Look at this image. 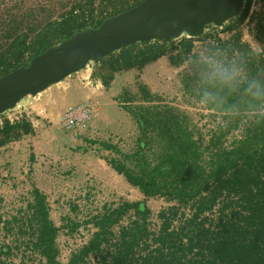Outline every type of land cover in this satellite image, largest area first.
<instances>
[{
  "label": "trees",
  "instance_id": "1",
  "mask_svg": "<svg viewBox=\"0 0 264 264\" xmlns=\"http://www.w3.org/2000/svg\"><path fill=\"white\" fill-rule=\"evenodd\" d=\"M143 1L78 0L60 19L48 23L33 41L19 39L6 53L0 54V77L28 66L31 59L48 49L76 34L100 27L107 18L132 9ZM258 1L264 4V0ZM251 3L252 0H246L240 23L247 19ZM255 31L264 46V9L256 18ZM175 41L155 40L125 46L103 61L96 62L97 76L107 86L118 72L141 69L163 56H169L171 65H187L182 74V84L191 96L201 99L207 90L226 97L223 106L217 107L210 102L207 107L230 115L231 122L227 124L228 129L220 125L218 129L221 135L213 136L210 145L203 146L201 140L195 138L188 117L178 109L157 105L123 106L141 132L137 150L125 156L135 163L137 169L131 170L125 162L116 160H111V165L147 198L167 196L179 205L161 214L164 222L155 240L160 248L154 254L146 256L141 262L133 258L135 247L149 237L145 223H135V227L123 231L121 249L109 264H264V115L255 116L246 129L245 137L232 149L222 148L220 142L225 130L237 128L240 114L250 112L243 86L229 93L226 88L221 90L208 85L205 83L206 74L211 69L208 61L195 52V38L185 36L178 43ZM213 41L210 55L218 51L231 55L237 50L239 57L235 65L241 67L249 78L258 79L264 84V55L256 54L242 41L240 33L237 32L228 42H223L217 36ZM221 56L215 57V60ZM211 57L214 59V56ZM143 91L144 101L153 103L155 99ZM233 104L239 106L238 114L225 110ZM32 129V123L26 119L14 123L4 120L0 125V147L20 133H29ZM153 142L160 148L154 160L146 154V149ZM103 145L106 149L117 151L111 144ZM209 146L216 151L206 157ZM33 194L36 198L35 219L39 225L38 246L47 257L48 264H60L54 245L57 229L50 221L45 198L37 189ZM190 205L194 215L181 224L178 231H169L174 217L183 207ZM215 206H219V213L215 219H211L208 214ZM132 208L144 218L147 216L142 203L125 204L103 216L97 221L101 231L72 262L107 243L108 227Z\"/></svg>",
  "mask_w": 264,
  "mask_h": 264
},
{
  "label": "rangeland",
  "instance_id": "2",
  "mask_svg": "<svg viewBox=\"0 0 264 264\" xmlns=\"http://www.w3.org/2000/svg\"><path fill=\"white\" fill-rule=\"evenodd\" d=\"M52 1L53 9L43 11V15L40 16L42 19L40 20L32 18L33 14L29 12L33 8L31 0L27 1L26 7L18 11L17 18H20L23 12H25V14H28V12L30 13L26 20L18 24V29L26 31L25 36L29 37V42L37 37L38 32L46 26V24L51 22L50 20L55 21L57 18L60 19L78 0L59 1L58 9L56 7V0ZM251 9L252 3L249 14ZM254 12L255 15H251L250 18L247 17L249 18L248 24H246V19L244 22L238 23L236 27V24H232V22L238 18L237 16L225 23L222 28L208 25L204 34L199 39L195 37V52L206 61L213 59L211 56H214L215 60V57H220L222 52L218 51V53L215 54L214 52V55H210V46L214 43V36H217V38H220L223 42H228L237 32L241 34L243 42L247 43L252 49L254 48L253 51L256 54L259 53V50L263 51V43L259 39L251 41L252 47L251 44L247 42L249 39L244 38V33H246V31L251 33L255 26H251L258 16L255 9ZM57 13L59 14L58 16ZM19 21L20 20H15V23L17 24ZM247 27L249 28L248 30H246ZM255 33L257 35L256 31ZM185 36L187 35H183L182 37ZM182 37L176 39L175 42L178 43L179 39ZM166 58H168L167 60L169 62V56ZM94 67L98 72V67L95 62L90 63L86 69H93ZM186 68L187 65H183L181 69L177 71L176 78L173 81L160 82L161 93H155L157 97L153 103H146L147 101L143 102L140 98H137L139 82L135 74L131 75L128 78L131 82L127 87L126 93H124L125 96L119 93L116 94V97L112 99L114 105L105 104L102 110H99L96 106L97 114L95 113L96 116H94L95 118L93 117L89 130L83 132L79 136L68 134L61 126L59 118L67 107L82 104L80 94H62L60 98L58 96H53L51 100H47L45 94H48V91L46 90L35 96L37 99H34V97H27L19 103L22 104L23 102L27 104L28 119L34 124V128L38 131V137L36 138L38 143L35 146V151L38 152L40 162L36 161V166L24 165L27 174L23 179L9 184L3 181L0 185V222L5 219L6 223H8V228L4 227L3 231L0 232V242L13 246V249L9 248V253L6 252L13 261L19 263L20 259L25 257V255L22 254L25 252V249H23V247H15L14 244L20 240L23 243L24 238L27 237L26 234L24 235L20 231L18 232L17 227L23 224L24 219L23 215H14L16 211L21 210V207L13 199L32 194L34 188L39 190L45 198L50 221L58 230L54 243L56 249H58L59 238L57 239V236L60 235V230L67 227H69L70 230H75L81 226L86 227L92 225L96 230V235L101 231L100 227L97 225V221L108 214L110 210L118 209L120 206L122 207V205L142 203L147 210V216L144 218V215L139 214L136 209H130L122 216L123 220H121V222H116L108 227L106 232L108 242H110L112 238H115L120 231L122 236L126 228L135 227V223H145V229L147 231H150L148 227L157 229V222L161 214L168 211L171 207L179 205V203L169 199L167 196L147 198L139 188L127 183L125 177L115 173V171L110 168L109 164L111 160H116L118 162H125L127 167L131 170L137 169L135 163L131 159L128 160L125 158L126 155L133 153L132 148L136 143V139L128 138L127 140L125 137L123 138V136L124 130L129 128V123L133 124L132 128L134 129L138 128L136 127L138 125L136 122L133 123L128 121L130 118L128 115H125V110L121 108L122 105H119L120 102L128 103L129 101L130 104L128 105L134 108L142 105L145 107L157 105L178 109L188 117V121L192 126L191 128L195 132V138L200 139L203 146L210 145L213 136L221 135L218 129L220 125L228 129L227 124L231 122L230 115L217 112L214 109L204 106L201 103L203 98L198 99L185 91L182 84V74ZM120 86L121 82L118 81V92ZM87 101L96 103L92 99L86 100V102ZM61 103L64 104L63 107ZM17 106L0 115V124L4 120H9V118H13L16 115L18 110ZM255 118L256 117H253L250 112H242L238 123L239 127L237 129H230L229 131L225 130V135L221 137V147L230 145L234 136H236V131L240 130L244 132V129L246 127L248 128ZM46 130H48L49 133H45L44 131ZM243 134L244 133H242V136ZM105 143L114 145L119 151L113 154L106 149L99 148ZM159 149L158 144L153 142L146 149V154L150 159L154 160ZM212 150L213 149L209 146L206 157L213 153L211 152ZM99 160H102L104 164L103 170L101 171L103 174L107 173L106 175L108 176L105 177L107 180H103L99 174L95 173L94 169L99 168V166H97ZM88 167L90 171L81 174L82 169ZM79 176L83 177L82 180H78ZM12 191H14V193ZM185 207L181 209V213L184 212L183 209ZM218 213L219 206H215V208L209 212V218L215 219ZM133 215L138 218L134 222L132 221ZM178 217L179 214L174 218ZM12 223L14 229L11 226ZM11 250H14L13 255ZM133 258H135V256ZM136 262L137 260L135 263Z\"/></svg>",
  "mask_w": 264,
  "mask_h": 264
},
{
  "label": "water",
  "instance_id": "3",
  "mask_svg": "<svg viewBox=\"0 0 264 264\" xmlns=\"http://www.w3.org/2000/svg\"><path fill=\"white\" fill-rule=\"evenodd\" d=\"M246 0H144L138 6L63 41L0 77V115L35 97L92 62L125 46L155 40L200 37L208 25L223 26L239 16Z\"/></svg>",
  "mask_w": 264,
  "mask_h": 264
},
{
  "label": "built area",
  "instance_id": "4",
  "mask_svg": "<svg viewBox=\"0 0 264 264\" xmlns=\"http://www.w3.org/2000/svg\"><path fill=\"white\" fill-rule=\"evenodd\" d=\"M27 1L28 0H0V54L6 53L9 50V48L14 44V42H16L19 39H26L27 42H29V37L25 36L26 31L25 30L22 31L18 29L19 28L18 24L21 23L23 20H26L30 13L33 14L32 18H34L35 20H40L42 19L40 18V16L43 15L42 13L43 11H47L48 9H53L52 0H31V3H33V8L32 10L29 11L30 13L28 12V14H25V12H23L20 18H17L18 11L21 8L27 6ZM59 1L60 0H56V5L59 3ZM254 9L256 11V14H259L264 9V4L258 0H252V9L248 16L249 18L251 17V15H255ZM58 15L59 14L57 13V16ZM249 18H247L246 24H248ZM15 20H20V21L16 24ZM56 20H58V18ZM50 21L53 22L52 20ZM254 23H252L251 26L255 25ZM248 27L246 30L249 29ZM219 28H222V26ZM244 34H245L244 38L249 39L247 41L249 44H251L252 40L254 41L258 40L257 35L255 33V26L251 33L250 32L248 33V31H246V33ZM258 54L262 56L264 55V46H263V51L259 50ZM238 57H239V52L237 50H234L231 55L224 52L218 61L235 64ZM0 75H1V69H0ZM17 109L18 110L16 112V115L13 118H9V120L12 123L18 122L22 119H26L29 121L27 104L25 105L18 104ZM95 113H96V105L93 101H87L82 104L72 105L67 107L63 112L60 118V124L64 130L74 134L75 136H79L83 132H87L89 130L90 124L93 120ZM250 114H252L253 117L258 115V114H253L252 112H250ZM246 129L247 127L244 129V132H241L240 130L236 131V136H234L231 144L228 146H222V148L232 149L237 142H239L245 137ZM242 133H244L243 136ZM214 151L212 150L211 152ZM13 200H15L16 203L19 204L21 207V210L16 211L14 215L16 216L23 215V219H24L23 224L20 227H17L18 232L20 231L22 234L27 235V237L24 238L23 243L20 240L19 242H15L14 246L18 248L23 247V249H25V252H23L22 254H24L25 257L21 258L19 263L13 261L10 258V255L7 254L10 252L9 248L13 249V246L11 245L9 246V244H4L3 242H0V264H48L47 257L43 254L40 247L38 246L39 225L35 219L36 213H35L34 205L36 204V198L33 192L32 194L23 197H18V198L16 197ZM115 210L117 209L110 210L108 214L114 212ZM183 211L184 212L179 213L178 218H174L172 220V224L170 226L169 231H178L181 224H183L187 219H190L194 215V210L192 209L191 206L185 207ZM132 219H133L132 221L134 222L138 218L135 215H133ZM175 219L177 222L175 221ZM121 220H123L122 217L117 222H121ZM1 221L2 222H0V232L3 231L4 227L8 228L7 227L8 223H6L5 219ZM163 222L164 220L161 219L160 217V219H158L157 222L158 223V226L156 227L157 229L148 227V229L150 230L148 231L149 237L145 242H140L135 247L134 249L135 259L141 262L143 258H145L150 254H154L156 250L160 248V244L155 240L159 236ZM11 226L14 229L13 223L11 224ZM95 231L96 230L92 225L86 227L81 226L76 228L75 230H70L69 227L60 230V235L57 236V239L59 238L58 249H56L57 261L60 264L111 263L114 257L120 251L122 246L121 231L117 236H115V238H112L111 241L108 242V244L107 243L102 244L99 250L91 251L82 259L76 261L75 263L72 262L73 258L79 255L84 250V248L88 246L89 243L93 240V238L95 237L94 236ZM184 242H186V239L184 240ZM11 253L13 255L14 250H11Z\"/></svg>",
  "mask_w": 264,
  "mask_h": 264
},
{
  "label": "crops",
  "instance_id": "5",
  "mask_svg": "<svg viewBox=\"0 0 264 264\" xmlns=\"http://www.w3.org/2000/svg\"><path fill=\"white\" fill-rule=\"evenodd\" d=\"M60 1L62 2V0ZM58 4L56 5L57 9H58ZM239 18H240V15L238 16L237 19L233 20L232 24L240 23ZM166 57L167 56H163L159 58L158 60L147 64L141 69L132 68L127 71L118 72L116 73L114 80L107 86L104 85L101 79L98 78L97 70L95 67L93 69H90V68L84 69V70H81L77 73L70 75L63 81L46 89L48 91V94H45V97H47V100H51L53 96H58L59 98L62 97V94H80V99L82 103L86 102V100L92 99L96 102L95 104L97 108L99 110H102L105 104L114 105V102L112 101V99L116 97V94L119 93L120 95H124V93H126L127 87L131 82L130 79L128 78L131 75L135 74V76L137 77V81L139 82L137 98H140V100H142L143 102H146L144 101L145 99L143 97L144 95L143 90H145L150 96H152L156 100L157 94L155 93H158V92L161 93L160 92V85H161L160 82L173 81L176 78L177 71H179L182 67V66L176 67V66L171 65L170 61L168 62L167 60L168 58ZM118 81L121 82L119 92L117 91ZM34 99H37V98L34 97ZM146 103H150V102H146ZM25 104L26 103L22 102L21 105H25ZM124 104L128 105L130 104V102L128 101V103L127 102L119 103V105H122V106H124ZM61 106L63 107L64 104L61 103ZM122 106L121 108H123ZM125 115L129 116L130 120L128 121H131L133 123L135 122L134 118L127 111H125ZM0 125H2V123ZM32 125H33V129L31 132L20 133L18 137L11 139L6 145L0 147V185L2 184L3 181L9 184L11 182H17V180L19 181V179H23V177L27 174L25 166L26 165L36 166L37 164H35V162L36 161L40 162L38 158V152L35 151V146L38 143L36 139L38 137V131L34 128V124ZM132 126L133 124L129 123V126H128L129 128H126V130H124L123 138L125 137L127 140L128 138L136 139L135 140L136 143L135 145H133V148H132V151L134 153L137 150V143L141 137V132L139 128L134 129L132 128ZM44 132L49 133L48 130ZM68 134L75 136L74 134L70 132H68ZM103 146H100L99 148L106 149ZM106 150L113 154L119 151L117 148H116L117 151H113L110 149H106ZM109 165H110V168L113 171H115V173L120 174L113 168L111 163ZM97 166H99V168L94 169L95 173L99 174V176L103 180L106 179L105 177L108 176L106 175L107 173L103 174L101 171L103 170L102 168L104 167L102 160H99V162H97ZM88 169L89 167L82 169L81 174L86 173L87 171H90ZM121 175L125 177L123 174ZM82 178H83L82 176H79L78 180H82ZM127 183H129L128 180H127ZM12 192L14 193V191Z\"/></svg>",
  "mask_w": 264,
  "mask_h": 264
},
{
  "label": "clouds",
  "instance_id": "6",
  "mask_svg": "<svg viewBox=\"0 0 264 264\" xmlns=\"http://www.w3.org/2000/svg\"><path fill=\"white\" fill-rule=\"evenodd\" d=\"M211 71L206 74L205 83L212 87H219L221 90L226 88L229 93L237 91L243 86V93L248 98L247 110L253 114L264 115V84L255 78H249L241 67L235 64L226 65L222 61L209 59ZM221 107L226 103V97L219 93H213L205 90L201 103L207 106L209 103ZM227 112L238 114L240 109L238 105H228Z\"/></svg>",
  "mask_w": 264,
  "mask_h": 264
}]
</instances>
